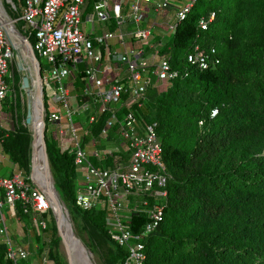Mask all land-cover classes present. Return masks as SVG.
<instances>
[{
    "label": "trees",
    "instance_id": "obj_1",
    "mask_svg": "<svg viewBox=\"0 0 264 264\" xmlns=\"http://www.w3.org/2000/svg\"><path fill=\"white\" fill-rule=\"evenodd\" d=\"M12 1L19 7L23 0ZM210 13L212 19L199 29L198 19ZM17 29L32 41L21 26ZM194 45L207 52L213 48L217 62L205 69L189 65L186 55ZM158 54L176 76L164 91L147 87L138 108L146 122L155 123L167 177L162 217L144 241L142 264H264V0H193ZM43 140L54 187L72 221L105 240L111 261L120 264L125 249L110 240L104 209L82 211L74 204L72 155L59 150L53 135L44 133ZM28 145L24 128L0 129V153L29 183ZM27 215L16 203L13 216L22 221ZM134 217L136 232L145 217ZM29 225L32 231L31 218ZM41 231L33 248L39 259L49 243H57L54 231L48 241ZM5 255L0 240V264H32L29 252L15 262Z\"/></svg>",
    "mask_w": 264,
    "mask_h": 264
},
{
    "label": "built area",
    "instance_id": "obj_2",
    "mask_svg": "<svg viewBox=\"0 0 264 264\" xmlns=\"http://www.w3.org/2000/svg\"><path fill=\"white\" fill-rule=\"evenodd\" d=\"M170 2L23 0L19 6L21 29L30 35L32 41L28 42L36 58L43 61H38L43 134L51 130L59 150L72 155L76 177L79 172L81 178V186L74 191L75 206L82 211L104 209L110 240L125 249L120 264L143 263L144 241L162 217L167 177L161 146L155 123L146 122L138 108L147 87L176 76L158 54L162 36L154 42L157 33L164 34L160 29L164 21L159 18ZM192 2L174 11L173 22L167 24L170 32ZM87 4L90 9L85 11ZM150 11L156 15L145 24ZM211 19V13L200 17L199 29H205ZM94 22L105 27L96 30ZM213 53V48L207 52L194 45L186 61L205 69L217 62ZM13 59V45L0 24V112L9 90L7 78ZM75 81L80 91L73 95L75 107L71 108L68 86L73 90ZM46 86H51L49 95L44 93ZM0 129H8L1 114ZM16 203L30 213L37 231L46 227V221L37 215L48 208L46 198L20 172L0 176V240L6 246L5 256L13 262L28 256V251L14 247L7 235L2 211L13 214ZM133 215L134 219L145 217L136 232L131 229Z\"/></svg>",
    "mask_w": 264,
    "mask_h": 264
},
{
    "label": "rangeland",
    "instance_id": "obj_3",
    "mask_svg": "<svg viewBox=\"0 0 264 264\" xmlns=\"http://www.w3.org/2000/svg\"><path fill=\"white\" fill-rule=\"evenodd\" d=\"M2 1V9L4 11V14L6 15V19L8 20H12V23L14 24V26L16 28H20L21 23L19 25V20H18V16L20 14V9L19 7L15 6L13 4V1L10 0H1ZM191 0H181L180 3L184 4V3H189ZM171 2L175 3L177 2V0H171ZM168 5V8H166V10L164 12H162L161 16H164V18H159V21H164V27L161 26L160 29L164 30V34L161 35V33H157L156 37H160L162 36L161 41L163 42L166 38H169L170 36V31L169 28L167 26L168 22L167 19L170 20L169 23L171 24L174 20L173 18V14L171 15V12H169V7L171 6V3ZM171 10V9H170ZM164 14V15H163ZM156 14H154L153 12H149L148 14V18L145 20V24L150 22L154 16ZM89 24L87 23L86 25V30L88 29ZM105 27L102 23H98V22H94V29H99V28H103ZM85 30V32H86ZM23 34V33H22ZM20 49L17 51V54L20 58V62L22 64L23 70H19L16 66V63L14 61V59L12 60V62L10 63L9 66V75H8V82H9V90H8V94L9 96H7L8 98H5L3 104H2V109H1V118H3V120L5 121V123L7 124L8 129H15L18 126L21 128H24L26 130V132H29L28 126L24 123V117H25V112H26V98H25V94L23 89L21 88V77L23 75L27 76L29 79H32V68L28 62V60L26 59V62H22L21 57H20ZM14 54H15V50H14ZM38 61L43 64V61L41 58L37 57ZM31 69V70H30ZM155 87L157 88V90L159 91H164L165 88L168 86V82L164 81V82H155L154 83ZM69 89V95H68V103L69 106L71 108L75 107V101L73 98V95L75 93H78L80 90L79 88L72 90L70 86H68ZM51 92V86H46L44 89V93H46L47 95H49ZM52 135V131L47 129V132L45 133V136H51ZM28 155H29V150H28ZM3 156V155H2ZM8 157L7 156H3L0 157V175H6V174H10L12 172H20L19 168L17 167V165L15 164V162H11L8 161ZM21 173V172H20ZM74 186H75V190L76 188H78V186H81V178H80V173L78 172V176L76 177L75 174V180H74ZM74 190V191H75ZM65 204V203H64ZM66 206V205H65ZM69 218H70V222H71V226H72V231L73 233L80 239V241L85 245V247L90 251L91 256H89L88 254V259L90 264H109V262L111 264H118V263H113L111 261V248L109 247V245L107 244V242L105 240H103L98 234L94 233L93 230H91L89 228V226H86L80 222H74L71 219L69 210L66 206ZM3 215L5 218V224L8 227V231H7V235L11 240V243L13 244V238L14 235L11 234V230L14 232L15 229L14 227L16 226L14 223L15 221H21L19 220L17 217H14L13 214L9 213L8 210H3ZM44 220L46 221V229H44L43 231L40 232V236L43 238H48L50 239L51 233H53L54 231V236L57 238V243L54 244H48L47 248H45L44 252H45V256L42 259V264H54V258L53 256H58L60 258V260L66 264V260H65V256H64V251L62 248V245L59 241V238L57 236V232H56V228H55V223H54V219L50 210V207L48 206V208L46 209V211H44V216H43ZM31 216L27 215L26 219L24 218V220L21 221L20 223V227L21 229L24 231L25 235H24V242L26 243V241H28L29 243L31 242L32 245L34 243H36L35 241V236L36 234H38L37 230L35 227L32 228V231L30 229V225H29V221H30ZM23 222V223H22ZM10 224V227H9ZM23 224V225H22ZM53 227V229L50 228ZM74 228V229H73ZM29 229V230H28ZM32 233H31V232ZM46 240V239H45ZM90 245L91 250L86 246V245ZM72 258H73V254L71 252Z\"/></svg>",
    "mask_w": 264,
    "mask_h": 264
},
{
    "label": "water",
    "instance_id": "obj_4",
    "mask_svg": "<svg viewBox=\"0 0 264 264\" xmlns=\"http://www.w3.org/2000/svg\"><path fill=\"white\" fill-rule=\"evenodd\" d=\"M0 24L3 26L5 31H7L9 29L11 34L18 41V46H13V49L15 50L14 61L16 63L17 68L19 70H23L22 64L20 62V58L17 54V51L19 50V48L23 52L25 58L28 60L30 66L32 68V79H29L27 76L21 74L22 75V77H21V88L23 89L24 94H25V98H26V112H25V117H24V123L28 126V124H30L32 122V115L30 113V102H31L32 98H36L39 102V111H38V116L36 118V123L40 125V138H41L42 152H43V156H44L45 169L47 172V176L50 179L51 188H53L57 198L59 199V201L63 204V206L66 209L64 202L62 201V199L60 198L56 188L54 187V183L52 180V176H51V173L49 170V166H48V162H47V158H46V153H45V146H44V140H43V130H44L43 129V127H44L43 104H42L43 88H42V80H41L40 70H39V68H40L39 62H38L36 56L34 55L32 49H31L30 43L28 42L26 36H24L14 26V24L12 23V20H8V19L2 20L0 18ZM263 56H264V54H263ZM28 135H29V145H28V147H29V159H28L27 178L30 181V183H32V185L46 198L48 206L50 207V210H51V213H52V216L54 219L57 236L59 238V241H60L62 248H63V251H64L66 264H72L68 245H67L65 238L62 235V233L59 229V226H58V219H57V215L55 213L58 210L56 208L58 206L57 202L55 201L56 198L51 194L50 188L48 186H41L33 178L32 170H33V164H34V160H35V149H34L35 139H34V135H32V133L28 132ZM51 202L53 203L52 205H51ZM66 214H67V218L70 222V218H69L67 209H66ZM70 224H71V222H70ZM71 228H72V226H71ZM81 245L84 247L87 254L89 256H91L90 251L85 247V245L82 242H81Z\"/></svg>",
    "mask_w": 264,
    "mask_h": 264
},
{
    "label": "bare ground",
    "instance_id": "obj_5",
    "mask_svg": "<svg viewBox=\"0 0 264 264\" xmlns=\"http://www.w3.org/2000/svg\"><path fill=\"white\" fill-rule=\"evenodd\" d=\"M0 18L2 20H7L6 19L7 17L2 9V6L0 7ZM6 34L8 35L11 44L13 46H18L17 39L11 34L9 29L6 31ZM20 57L22 62H26V58L22 51H20ZM38 111H39V102L36 98H32L30 102V113L32 115V122L28 124V129L29 132L32 133V135H34V139H35V143H34L35 160L32 170L33 178L41 186H48L50 188L51 194L56 198L55 201L58 204L56 208L58 210L55 213L57 215L59 229L62 235L64 236L65 241L69 248L71 263L90 264L86 250L81 245L80 239L74 234L75 232L73 233L72 231L71 224L67 218L65 207L57 198L53 188H51L50 179L47 176V172L44 164V156L42 152L41 138H40V125L36 123ZM52 204L53 203L51 202V205ZM71 252L73 254V258Z\"/></svg>",
    "mask_w": 264,
    "mask_h": 264
},
{
    "label": "crops",
    "instance_id": "obj_6",
    "mask_svg": "<svg viewBox=\"0 0 264 264\" xmlns=\"http://www.w3.org/2000/svg\"><path fill=\"white\" fill-rule=\"evenodd\" d=\"M180 2H181V0H177V2H175V3L171 2L172 4L168 10L169 12H171V15L174 13V11L176 9H178L182 5V3H180ZM148 14H149V12H148ZM148 14L146 15L147 18H148ZM161 17L164 18V16H161ZM169 21L170 20L167 19L168 24H170ZM14 224L16 225L14 227L15 231L13 232L11 230V234L14 235V238H13L14 246L23 247L24 249H26L29 252V260L31 261L32 264H42V257L43 256L39 259V256L34 255V252H33V248H35L37 244L34 243L32 245V243L31 242L29 243L28 241H26V243H25L23 240L25 233L20 227V222L16 220ZM9 227H10V224H9Z\"/></svg>",
    "mask_w": 264,
    "mask_h": 264
}]
</instances>
